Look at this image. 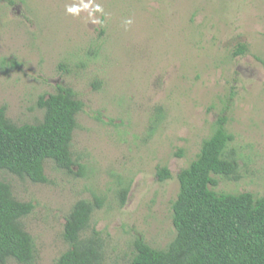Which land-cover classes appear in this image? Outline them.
<instances>
[{
  "label": "rangeland",
  "instance_id": "rangeland-1",
  "mask_svg": "<svg viewBox=\"0 0 264 264\" xmlns=\"http://www.w3.org/2000/svg\"><path fill=\"white\" fill-rule=\"evenodd\" d=\"M242 45L247 52L235 55ZM67 87L85 104L73 174L52 160L46 184L0 171L17 200L35 205L22 220L35 242L32 264H56L70 248L67 216L97 197L103 264H129L139 240L167 248L177 235L178 176L222 118L240 178L215 176L213 189L264 196V0H0L8 118L42 120L40 97ZM164 167L172 178L161 182Z\"/></svg>",
  "mask_w": 264,
  "mask_h": 264
},
{
  "label": "trees",
  "instance_id": "trees-1",
  "mask_svg": "<svg viewBox=\"0 0 264 264\" xmlns=\"http://www.w3.org/2000/svg\"><path fill=\"white\" fill-rule=\"evenodd\" d=\"M242 45L235 55H243ZM38 107L42 120L17 124L0 107V171H7L33 183L49 182L46 162L73 174L76 162L72 144L78 116L85 104L74 89L61 88L56 94L41 96ZM218 121L212 136L203 141L198 157L178 176L180 191L173 203L176 238L165 249H156L143 240L136 242V254L129 264H264V196L253 193H219L215 176L239 180L236 153L230 151L234 136ZM158 178H172L171 171L159 169ZM129 188L121 193L124 206ZM103 207L95 201L80 200L67 216L64 239L70 248L56 264H103L105 240L92 227L93 215ZM32 202L15 198L12 187L0 182V264L13 259L32 264L36 247L22 220L33 213Z\"/></svg>",
  "mask_w": 264,
  "mask_h": 264
},
{
  "label": "clouds",
  "instance_id": "clouds-1",
  "mask_svg": "<svg viewBox=\"0 0 264 264\" xmlns=\"http://www.w3.org/2000/svg\"><path fill=\"white\" fill-rule=\"evenodd\" d=\"M85 7H87V6H85ZM127 23H131V21H127Z\"/></svg>",
  "mask_w": 264,
  "mask_h": 264
}]
</instances>
